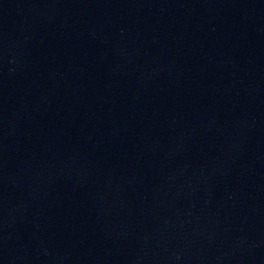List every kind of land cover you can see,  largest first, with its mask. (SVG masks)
Instances as JSON below:
<instances>
[{"label": "water", "instance_id": "1", "mask_svg": "<svg viewBox=\"0 0 264 264\" xmlns=\"http://www.w3.org/2000/svg\"><path fill=\"white\" fill-rule=\"evenodd\" d=\"M0 264H264V0H0Z\"/></svg>", "mask_w": 264, "mask_h": 264}]
</instances>
